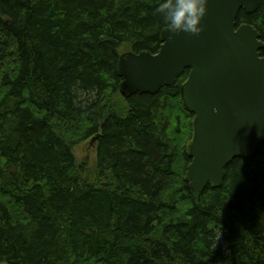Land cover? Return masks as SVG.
I'll return each mask as SVG.
<instances>
[{"label":"trees","instance_id":"16d2710c","mask_svg":"<svg viewBox=\"0 0 264 264\" xmlns=\"http://www.w3.org/2000/svg\"><path fill=\"white\" fill-rule=\"evenodd\" d=\"M158 3L0 0V264H264V144L196 193L189 71L120 93L122 53L161 49ZM245 23L264 42V0Z\"/></svg>","mask_w":264,"mask_h":264},{"label":"water","instance_id":"95a60500","mask_svg":"<svg viewBox=\"0 0 264 264\" xmlns=\"http://www.w3.org/2000/svg\"><path fill=\"white\" fill-rule=\"evenodd\" d=\"M261 0H208L199 35L161 32L160 51L124 53L118 61L120 92L156 94L186 70L182 101L194 115L188 146L192 191L220 188L228 165L250 159L264 144V42L250 24L237 27L241 10L254 13Z\"/></svg>","mask_w":264,"mask_h":264},{"label":"clouds","instance_id":"9594fccd","mask_svg":"<svg viewBox=\"0 0 264 264\" xmlns=\"http://www.w3.org/2000/svg\"><path fill=\"white\" fill-rule=\"evenodd\" d=\"M208 0H159L155 11L173 32L199 35L204 31L202 20L207 14Z\"/></svg>","mask_w":264,"mask_h":264},{"label":"rangeland","instance_id":"374dc122","mask_svg":"<svg viewBox=\"0 0 264 264\" xmlns=\"http://www.w3.org/2000/svg\"><path fill=\"white\" fill-rule=\"evenodd\" d=\"M74 154L79 164H85V167H89L93 170L96 164L97 157V144L93 139L76 146L74 148Z\"/></svg>","mask_w":264,"mask_h":264}]
</instances>
